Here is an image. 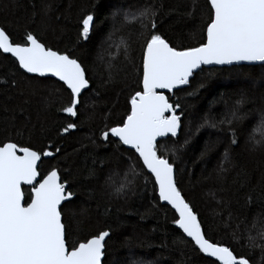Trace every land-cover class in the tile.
<instances>
[{
  "label": "trees",
  "instance_id": "16d2710c",
  "mask_svg": "<svg viewBox=\"0 0 264 264\" xmlns=\"http://www.w3.org/2000/svg\"><path fill=\"white\" fill-rule=\"evenodd\" d=\"M145 5L158 9L157 31L171 46L185 48L200 42L199 29L207 22L206 0H0V27L13 42H24V34L31 32L47 47L78 57L90 79L77 117H68L58 111L70 95L62 84L27 76L11 57L0 53V80L8 79L7 85L0 83V141L10 138L38 150L51 144L54 152L59 147L55 157L43 158L39 170L43 175L58 168L61 182H67V189L74 193L62 208L67 223L74 226L83 221L85 235L111 229L105 264H206L211 258L183 242L188 239L172 222L175 212L161 204L142 177L134 180V193L124 198L105 185L109 174L115 187L125 182L127 159L113 146L105 147L99 137L106 126L122 120L130 96L138 90L143 39L138 23L116 32V43L123 39L131 44L126 58L123 46L108 47L111 41L106 37L112 30L114 11L119 27L126 12ZM89 13L94 14V26L85 40L79 32L82 18ZM129 29L135 31L130 35ZM101 53L103 60L98 58ZM190 80L175 96L168 94L173 102L179 99L182 123L177 137L159 146L160 154L172 162L175 153L178 187L197 213L206 238L230 247L237 256H246L250 264H264V248L245 247L248 235L264 231V127L260 126L264 66L203 68ZM189 92L195 94L189 96ZM241 96L245 102L237 107ZM233 109L240 117L233 118L230 126L237 134L236 145L231 144L229 125L219 124L222 118H232ZM206 115L209 124L204 123ZM67 123L77 127L61 134ZM249 137L260 146L249 143ZM90 168L96 169L95 178L89 176ZM127 179L133 178L129 175ZM78 238L73 227L69 242Z\"/></svg>",
  "mask_w": 264,
  "mask_h": 264
},
{
  "label": "snow or ice",
  "instance_id": "6c2138e0",
  "mask_svg": "<svg viewBox=\"0 0 264 264\" xmlns=\"http://www.w3.org/2000/svg\"><path fill=\"white\" fill-rule=\"evenodd\" d=\"M206 6L207 22L199 29L200 42L185 48L171 46L157 31L158 9L154 5H145L133 13L126 12L124 23L119 27L115 23L118 12L112 13L114 23L106 37V41H111L108 47L123 46L125 57H128L131 44L123 39L116 43L113 39L116 32L128 24L138 23L143 39L140 41L142 62L137 65L138 90L130 96L122 120L106 126L99 137L105 147L113 146L127 159L125 182L115 187L109 174L105 185L113 187L117 197L124 198L128 192L134 193V180L142 177L146 187L152 185L159 201L175 210L172 222L188 238L183 242H190L194 245L193 251L198 250L204 257L212 258L206 264H250L246 256H237L230 247L206 238L197 213L178 187L175 153L172 162L160 154L159 146L177 137L182 123V106L179 99L173 102L171 96H175L182 86L190 85V78L197 70L203 71V66L209 65L242 63L264 66V0H206ZM94 19V14L89 13L81 20L79 36L85 40L90 36ZM134 31L129 29L130 35ZM0 53L14 58L23 73L54 77L62 82L70 95L58 111L68 117H77L81 97L90 88L88 70L78 57L47 47L31 32L24 34V42L15 43L3 28H0ZM98 58L103 60V54ZM111 67L109 64L108 68ZM111 79L109 72V81ZM0 83L7 85L8 79L4 78ZM12 83L14 86L15 81ZM194 94L187 93L189 96ZM244 102L245 98L241 96L236 101L237 107ZM233 118L240 119L236 109L232 111V118H222L219 124L229 125L231 144L236 145L239 142L237 134L230 127ZM204 123L209 124L207 115ZM210 126L216 128L217 124ZM260 126L264 127V116ZM76 127L75 123H67L61 134ZM248 142L260 146L251 137ZM51 148L49 144L43 150L33 149L10 138L0 141V264H105L111 229L85 235L83 221H77L74 226L65 221L63 202H71L74 193L67 189V182H61L58 168L53 167L43 175L39 170L43 158L55 157L60 151L59 147L55 152ZM227 157L226 149L225 159ZM223 171L225 169L221 167ZM129 175L132 180L127 179ZM89 176L95 178V168L89 169ZM81 215H84L83 211ZM73 227L79 238L70 243ZM233 238L239 239L235 234ZM257 241H264V231L255 236L248 235L245 247L264 248V244Z\"/></svg>",
  "mask_w": 264,
  "mask_h": 264
},
{
  "label": "water",
  "instance_id": "95a60500",
  "mask_svg": "<svg viewBox=\"0 0 264 264\" xmlns=\"http://www.w3.org/2000/svg\"><path fill=\"white\" fill-rule=\"evenodd\" d=\"M1 28V27H0ZM3 55H5V56H9V55H7V54H3ZM10 57V56H9ZM12 58V57H11ZM13 60H14V58H12ZM240 65H246V66H252V65H259V63H256V64H246V63H242V64H240ZM240 65H223V66H218V65H209V66H203V68H213V67H218V68H221V67H231V66H240ZM22 72H23V70L22 69H20ZM198 71V70H197ZM196 71V72H197ZM25 75H27V76H30V77H35V76H33L32 74H27V73H24ZM37 78H49V79H53V80H55V78L54 77H37ZM56 81V80H55ZM58 83H60V84H62V82H59V81H57ZM186 86H182V88H185ZM85 91H87V90H85ZM40 164V163H39ZM25 188H27L28 186H24ZM72 199H73V197H72ZM66 202H68V201H65V202H63V204H65ZM161 204H163V205H166L165 203H163V202H161ZM166 206H168V205H166ZM170 209H171V207L170 206H168ZM174 212H175V210L174 209H172ZM187 238V237H186ZM188 239V238H187ZM212 259V258H211Z\"/></svg>",
  "mask_w": 264,
  "mask_h": 264
},
{
  "label": "flooded vegetation",
  "instance_id": "af4514ba",
  "mask_svg": "<svg viewBox=\"0 0 264 264\" xmlns=\"http://www.w3.org/2000/svg\"><path fill=\"white\" fill-rule=\"evenodd\" d=\"M30 191V190H29Z\"/></svg>",
  "mask_w": 264,
  "mask_h": 264
}]
</instances>
